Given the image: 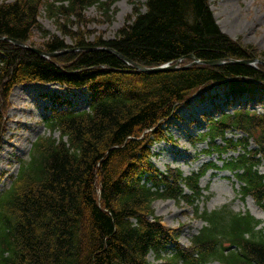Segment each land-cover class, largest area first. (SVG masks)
Listing matches in <instances>:
<instances>
[{"label": "trees", "instance_id": "trees-1", "mask_svg": "<svg viewBox=\"0 0 264 264\" xmlns=\"http://www.w3.org/2000/svg\"><path fill=\"white\" fill-rule=\"evenodd\" d=\"M115 1L0 2V38L49 54L70 48L69 39L79 50L49 60L0 41L2 99L6 93L9 100L20 80L59 82L88 87L93 96L98 93L90 112L66 113L50 122L60 138L38 139L30 161L0 196V264H153L152 255L157 264H264V229L257 230L261 223L229 207L197 214L206 226L192 239L194 253L165 258L169 240L176 238L156 216L153 204L168 199L191 204L181 183L195 195L200 191L196 178H184L179 171L159 180L147 148L152 137H165L163 123L200 89L213 83L264 82V74L233 64L138 73L100 49L145 67L182 59L188 63L189 56L203 62L253 59L257 51L224 33L211 0H146L115 38L90 39L85 12L92 7L109 11ZM43 11L62 37L44 32L47 41L38 47L32 39L41 30ZM242 89L234 87L232 94L240 96ZM2 126L0 117V139ZM230 129L247 137L242 154L224 167L246 184L243 193L253 194L264 209V175L256 170L264 164V116L248 111L223 115L211 124L208 137H224ZM250 140L259 150H249Z\"/></svg>", "mask_w": 264, "mask_h": 264}, {"label": "rangeland", "instance_id": "rangeland-1", "mask_svg": "<svg viewBox=\"0 0 264 264\" xmlns=\"http://www.w3.org/2000/svg\"><path fill=\"white\" fill-rule=\"evenodd\" d=\"M2 1L0 0V2ZM136 1L118 0L111 9V13L106 16L96 7L89 9L85 13V18L90 39L101 37L104 40H111L116 37L119 29L132 17ZM211 1L216 20L224 33L229 35L233 41L240 42L245 48L255 49L257 56L253 59L262 61L264 59L262 56L264 54V0ZM138 2L143 3L144 1L138 0ZM39 22L41 30L35 31L32 39L36 46L39 47L47 41L44 38V32L62 37L55 21L49 19L44 11ZM66 42L71 44L69 39H66ZM29 46L33 47L31 44ZM58 62L64 64L63 60L58 59ZM257 66L264 69L261 64H257ZM256 86L257 89H260L259 85L256 84ZM228 89L229 87L223 86L203 90L200 94L193 96L188 103L178 107L175 114L164 122L162 130L165 137L170 139L163 141L162 139L165 137L161 139L158 135V137L151 138L152 143L147 144V148L152 154L149 161L158 171L166 173L170 169L173 173L180 169L185 175H190L193 172H198L209 161L219 167L223 165L220 163L218 155L204 156L205 152L209 151L207 144L193 143L200 138V134L208 124L207 121L211 118H218V113H221L223 108L228 109L225 107L227 101L233 107L232 111L244 108L247 105L244 96L251 97V105L247 106V109L258 113L264 112V93L262 96L257 94L254 96L257 90L255 87L249 88L252 90L250 93L243 89L244 91L238 98L231 94L232 90H229L226 95ZM86 95L89 94L85 91H70L55 84L20 80V83L12 89L9 100H6L8 97L6 93L3 99L0 97V112L3 111L4 117L3 128L7 124L5 135L4 137L1 135L0 139V166H2L0 196L11 187L18 175L19 167L29 159L32 144L38 138L50 135L46 117L50 115L52 107H55V99L63 103L65 100L78 101L82 105L86 100ZM256 103L259 104L255 105ZM51 105L52 107H50ZM83 109H87V106ZM190 134L195 135L193 140L189 137ZM234 136L238 138L240 135L228 134V138H234ZM55 137L58 138L59 134ZM218 141L220 144V140ZM232 155L230 153L224 155L223 158L228 159ZM259 169L261 173H264V166ZM200 186L204 190V198L199 202L201 211H214L229 206L237 213H251L264 222V211L252 198L243 199L241 197L240 183L230 173L222 171L221 168L217 171H210L201 180ZM153 208L166 230H171L175 238L178 239L179 243H176L185 246V248L190 246L192 237L200 233L205 226L201 220L195 217V207L188 206L184 202L159 200L153 204ZM167 250L168 252L164 254L166 257L175 252L174 246H170ZM150 262L158 263L154 255L150 256Z\"/></svg>", "mask_w": 264, "mask_h": 264}, {"label": "bare ground", "instance_id": "bare-ground-1", "mask_svg": "<svg viewBox=\"0 0 264 264\" xmlns=\"http://www.w3.org/2000/svg\"><path fill=\"white\" fill-rule=\"evenodd\" d=\"M45 58V57H44ZM47 59V58H46ZM244 60H246V59H244ZM263 61V60H262ZM261 61V65L262 66H264V61L262 62ZM257 70H259V71H261L263 74H264V69H260L258 66H257ZM256 84L257 85H259L260 86V89H257V86H256ZM235 85H236V87L239 89V88H253V87H255L257 90H256V92L254 93V96L257 94L258 96H262L263 95V93H264V90H262V88L264 87V82H258V81H250V82H240V83H235ZM245 91H247V90H245ZM97 92H96V94L93 96L92 94H89V95H86V100L82 103V105H77V104H75L74 105V107L75 108H84L85 106H87V108H88V106H92V103L94 102V100H95V98H96V96H97ZM243 98H246V102H247V105L246 106H248L249 107V105H251V101H250V99H251V97H249V96H244ZM249 100V101H248ZM259 103H256L255 105H258ZM229 111H230V109H229ZM175 114V113H174ZM173 114V115H174ZM0 117H2V118H4L3 117V111H1L0 112ZM170 119V118H169ZM3 125H4V123H3ZM6 126H7V124H6ZM6 126L3 128V126H2V137H4V135H5V132H6ZM202 134H204V133H202ZM202 134H200V136L202 135ZM189 137H191V139L194 137V135L193 134H190L189 135ZM194 139V138H193ZM192 139V140H193ZM37 141H38V139H37ZM35 143V142H34ZM33 143V144H34ZM33 144H32V147H33ZM31 150H32V148H31ZM25 162H27V161H25ZM2 170V166H0V171ZM7 191V190H6ZM6 191H4V192H6ZM178 239H176V241H177ZM178 243H179V241H177ZM166 252H164V254H165ZM165 258H167L166 256H165Z\"/></svg>", "mask_w": 264, "mask_h": 264}, {"label": "water", "instance_id": "water-1", "mask_svg": "<svg viewBox=\"0 0 264 264\" xmlns=\"http://www.w3.org/2000/svg\"><path fill=\"white\" fill-rule=\"evenodd\" d=\"M15 44H17L18 46L23 47V45L21 43H19V42H15ZM30 50L33 51V52H35V53H37V54H39V55L42 54L41 52H39V51H37V50H35L33 48H31ZM110 52H112V51H110ZM190 58L194 60V63L195 64H200L201 63L199 60H197L193 56H191ZM231 63L232 64H236V65H240V66H248V65L249 66H253V63H258V61H256V60L231 61ZM202 64L210 65V66H220V65H222L224 63L223 62H220V61H216V62L213 61V62H203ZM174 69H176V67L158 68V69H155V70H145V71H148V72L153 73V72L169 71V70H174Z\"/></svg>", "mask_w": 264, "mask_h": 264}]
</instances>
